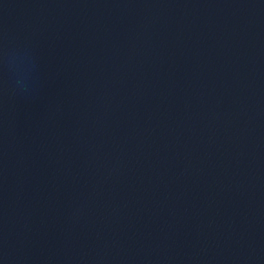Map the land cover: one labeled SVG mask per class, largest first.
<instances>
[{
	"label": "water",
	"instance_id": "water-1",
	"mask_svg": "<svg viewBox=\"0 0 264 264\" xmlns=\"http://www.w3.org/2000/svg\"><path fill=\"white\" fill-rule=\"evenodd\" d=\"M0 264H264V0H0Z\"/></svg>",
	"mask_w": 264,
	"mask_h": 264
}]
</instances>
